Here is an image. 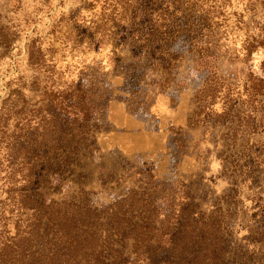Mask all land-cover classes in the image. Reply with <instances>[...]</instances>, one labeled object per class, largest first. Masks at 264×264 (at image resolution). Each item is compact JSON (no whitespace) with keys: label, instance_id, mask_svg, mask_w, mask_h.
I'll return each instance as SVG.
<instances>
[{"label":"rangeland","instance_id":"obj_1","mask_svg":"<svg viewBox=\"0 0 264 264\" xmlns=\"http://www.w3.org/2000/svg\"><path fill=\"white\" fill-rule=\"evenodd\" d=\"M261 15L256 0H0V241L45 147L28 190L220 211L227 256L264 264V47H245Z\"/></svg>","mask_w":264,"mask_h":264},{"label":"trees","instance_id":"obj_2","mask_svg":"<svg viewBox=\"0 0 264 264\" xmlns=\"http://www.w3.org/2000/svg\"><path fill=\"white\" fill-rule=\"evenodd\" d=\"M256 1L263 25L245 47H264V0ZM252 78L256 94L263 93L264 78ZM44 148H35L36 161L27 162L11 235L0 241V264L257 263L239 244L234 257L227 256V221L220 211L201 213L183 202L176 213L159 217L151 202L135 192L95 210L79 197L55 200L28 190L44 182L51 155Z\"/></svg>","mask_w":264,"mask_h":264},{"label":"crops","instance_id":"obj_3","mask_svg":"<svg viewBox=\"0 0 264 264\" xmlns=\"http://www.w3.org/2000/svg\"><path fill=\"white\" fill-rule=\"evenodd\" d=\"M191 114V112L188 111V108L185 109L180 115L178 116V114L175 115V118H174V122L175 124H178L180 123L182 126L184 125L186 128H185V131L187 132L188 130V127H187V122H188V115Z\"/></svg>","mask_w":264,"mask_h":264}]
</instances>
